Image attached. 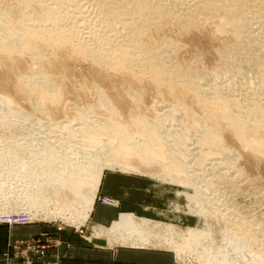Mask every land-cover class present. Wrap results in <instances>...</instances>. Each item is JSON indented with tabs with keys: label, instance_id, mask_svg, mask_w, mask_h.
<instances>
[{
	"label": "rangeland",
	"instance_id": "obj_1",
	"mask_svg": "<svg viewBox=\"0 0 264 264\" xmlns=\"http://www.w3.org/2000/svg\"><path fill=\"white\" fill-rule=\"evenodd\" d=\"M46 1H48L47 4L45 3L46 5H50L51 3V5H55L58 9L64 8L63 4L61 6L60 3H57L59 0H50V3L49 0ZM90 1L93 2V0H75L74 2L78 4L76 5L78 10L68 4L70 9L75 8V10L81 11L82 13L77 11V13L73 12L72 15H69L70 17L66 22L68 23L71 20L77 23L79 31L81 30L83 33L81 31L80 33L83 35H85L84 33L90 27L92 28L93 24L91 23L93 21L94 25L98 22H96L97 15L94 11V5ZM94 1L98 4L105 5L107 0ZM110 1L119 2L125 0ZM180 1L185 3L186 6L188 5L187 7H191V10L189 9L188 11L189 14L184 13L185 11H179L180 13L177 12V15L172 13L168 17H160L158 20L154 19L146 33L142 35L141 40L150 47V50L153 52L152 56L156 60L176 65L181 73L188 75L190 78L205 77L203 79L204 81L201 79L202 82L209 83L212 82L211 78L214 77L212 74H215L212 71L215 69L218 70L220 73L218 74L217 72L215 74V77H219L217 81L221 82V84L223 83V85L230 86V93L232 95L239 96L241 99L245 98L243 101L247 102L249 99L248 95L250 96L251 92L258 90L256 88H259V85L263 83L262 78L264 76L262 75L264 74L262 71L264 66L259 62L258 65L260 64L261 67L258 66L248 51L253 50L256 56L257 53L259 55L262 54V58L258 56L260 57L258 60L263 59L264 18L260 20L261 22L257 21L258 24L252 20L253 24L250 26L253 28L250 27L248 30L252 31L256 38L248 42L245 37L244 39L246 40L240 37V34L244 35L245 31L240 34H235L224 26L226 16L221 12H205V1L196 4H193L195 0ZM258 1L250 0L254 5L246 6V8L249 10H257L258 8L256 7L260 3L259 7H263L261 9L264 10V0H260L262 4ZM143 2V0H135L133 3L142 4ZM44 10L45 7L39 0H0V17L4 18L8 25L7 33L10 31L14 33L13 28L16 27L21 15L26 14L38 17ZM193 21L195 22L194 24L191 23ZM218 26L220 27L219 29ZM25 38L31 40L32 35L26 32ZM260 44H263V46H260ZM33 46L41 48V55L39 57L34 56L31 49L21 53L0 49V113L2 115L8 114L7 110L3 108L9 109V105L14 104V108L11 111L16 114L13 116L14 120H9L8 117L5 119L6 121L3 119V122L5 121L4 124L0 120V123H2L0 124V150L4 148L16 149L24 159L14 160L9 151L4 149L5 162H3V155L0 154V189L14 184L26 186L38 179H48L49 176L59 174L60 169L64 173L65 160H68L69 157L75 158L77 155H83L85 157L91 153V151L84 153V149L89 148L87 145L82 146L80 138L75 140L61 136L68 133H82L81 129H54L52 127L54 124L61 122L63 124L67 122L75 124L80 121L81 115L84 112L91 115V119L93 118L95 120L98 118L99 120L101 116V118H109L113 123L119 122L123 125L129 121V113L132 111L135 112L141 109L140 112H145L144 116L147 115L152 120L155 119L153 118L154 115L156 117V114L161 112L160 114L158 113L160 116L157 115L160 118L157 121L155 119V121L162 120V128L159 130L162 136L167 137L171 132L175 131L177 135L176 133H172V136L174 139H177L180 137V131L178 132L177 130H181L180 134L182 135V132L186 131L185 129H189L191 135L188 137L185 136L188 138L186 141L187 156H191V153L195 152L192 149L196 150L198 145V143L195 144L196 133L192 129H200L203 126L210 132L215 130V126L206 119L202 113L203 111H200L202 109L195 108L192 105V98L190 96H186L185 98L187 105L186 113L177 111L172 121H163L161 116L164 115V109L167 110L170 108V103L174 101V96L165 89L167 85L164 83L157 85V83L150 80L135 81L133 75L129 74V72L114 71L115 69H111L112 67L101 66L92 57L81 56V58L77 54L70 56V52L74 47L68 46L67 44L46 47L42 46V42L38 41ZM259 48L262 49V52ZM76 55L78 56L77 58ZM50 56L51 58H49ZM235 64L238 65L235 67ZM230 68L235 69L231 72L229 70ZM237 69L238 73L235 75ZM32 70H40L44 75H47L52 84L61 87L60 96L56 101L46 98L43 102H39L38 98H33L31 95L28 96L25 91H23V94L13 92L12 83L26 85L25 82H18V78L22 75L28 76ZM228 70L232 74L233 72L235 74L231 76ZM252 70L255 73L254 75ZM224 72L226 75H222ZM258 81L261 83H257ZM175 85L180 86V84ZM99 88H101V91ZM139 94L142 96L140 104H142L143 108L139 104H133L135 101L133 95L139 97ZM244 94L248 95L245 97ZM131 95L133 97L132 100ZM241 95H244L243 98ZM100 97L108 100L111 109L108 110L104 106L99 108L98 101ZM10 98L11 103H9ZM262 98L264 99V95ZM131 107H134L133 110L131 109L132 111L130 110ZM127 108L130 110L129 113L125 111L128 110ZM153 109H155V112ZM220 113V110H218V115ZM218 119L222 123L223 128L228 129L226 120L221 116H218ZM100 124L101 131L105 137L102 141V149H104V143L108 139L114 140L116 137L107 124H104L103 121ZM126 130L129 134H132L136 129H133V126L130 124ZM222 137L227 139L223 140L221 138V141L223 140L222 146L226 148V151L223 152L224 154L218 155L219 159L215 157L218 162L211 164L212 160L207 159L201 163L202 165L199 164L195 168V171L199 173L195 174L196 178L190 180L191 185L187 188L185 187L186 189L183 191L182 198L176 197L174 194L175 187L180 185L179 183L182 181V175H179L175 168L176 162H174L168 172H164L166 166L173 163L171 156V154H174L171 149V147L173 148V144L167 143L170 148L164 145L166 147L165 152L161 153L153 161L162 159L165 162L154 164L151 170L146 169L144 166L141 167L142 169L140 171L129 169L121 170L119 168L112 170L142 174L143 177L149 178L146 182L145 194L147 195V187L149 184L153 186V192L149 198L151 205L147 209H153L157 212V215L164 218L168 217L172 221V218L179 219V223H164L162 220L156 221L144 217H137L133 213H119L117 216L119 220L126 221L129 216H132L136 221L141 219V225L139 226H141L142 233L139 235L141 236L138 238L139 241L137 240L136 242L135 240V246H158L156 248L170 250V244L147 245L146 243L147 241L153 242L157 237H172L170 239L171 242L179 241L188 243L189 241L187 239L190 238V242L194 244V240L192 239L197 234L201 241L208 239L206 241L207 244L205 246L198 245L196 251L193 253L187 249L180 256L174 254L179 263L206 264V259L211 254H217V257H223L222 249H224L227 250L224 252L226 253L225 256H227V253L235 255L236 262H233L235 264H264V147L261 148L258 146V148L255 146V143H250L247 146V144L244 143V145L237 139L228 140L226 134ZM164 141L168 142L165 138ZM242 144L246 147H243ZM78 148H82V152ZM72 149H78L74 157H71L70 154L72 153ZM189 149H191V153ZM20 150H24V152ZM65 152L67 156L63 160V163L58 162V154H65ZM228 152L231 154L232 159L224 158V155L226 156ZM138 153V151H135L134 155L130 157L134 158L138 156ZM101 156L105 158L110 157L109 152L105 150ZM49 157L52 158L51 162L48 160ZM190 164H192V161H190ZM134 165L139 166L137 163H134ZM106 171H111V169L109 167L104 168L103 174ZM161 174L163 176L159 177L158 175ZM62 176L59 178L62 179ZM151 176L153 177L151 178ZM194 190L204 191L206 197L198 195ZM63 191L61 189V192ZM98 196L100 195L98 194ZM211 196L215 199L214 202L217 205L219 204V209L223 210V212L228 211L232 213L230 215L232 217H227V215L226 217H222L221 212L211 206L209 199ZM96 201L100 202L98 199ZM115 201L117 204L113 205V207L118 205V200L115 199ZM171 201L174 203L177 202L181 206L180 212H175L173 208L171 209L172 206L170 207L168 205ZM169 215L171 216L169 217ZM37 216L42 220L44 219V221H51L52 223H69L61 218H55L53 220L52 218H48L47 220L41 213ZM188 226L192 230L190 234L187 229ZM258 228L261 234L256 238L251 232L253 229L256 230ZM94 230L97 235L106 237L111 235L118 243H123L119 240V234L111 231L109 226L103 227L97 225ZM142 236L146 242H144L145 244L142 243ZM117 241H112L111 243L115 245L118 244ZM251 242H253L252 246L247 247L246 245ZM212 264L217 263L213 261Z\"/></svg>",
	"mask_w": 264,
	"mask_h": 264
},
{
	"label": "bare ground",
	"instance_id": "obj_2",
	"mask_svg": "<svg viewBox=\"0 0 264 264\" xmlns=\"http://www.w3.org/2000/svg\"><path fill=\"white\" fill-rule=\"evenodd\" d=\"M68 1L66 0L65 2V0H59L57 3H60L61 6L63 4L64 8L58 6L61 8L58 9L55 5H51L50 0V5H46L48 2L46 0H39V2L45 7V10L41 12L38 17L26 14L21 15L16 27L13 28L14 33L11 31L7 33L8 25L6 24L5 19L0 17V49L17 53L31 49L33 55L39 57L41 55V48L33 46L38 41L42 42V46L46 47L63 46L64 44H67L68 46L74 47L70 52V56L77 54L78 56L80 55V57H92L93 60L95 59V62L101 66L112 67L111 69L114 68V71L129 72V74L133 75L135 81L150 80L157 83V85H160L159 83L166 84L167 86H165V89L174 96V101L173 103H170V108L167 110L164 109V115L161 116L163 121H172L175 118V112L177 111L186 113L187 105L185 103V98L186 96H190L192 98V105L195 106V108L198 107L202 109L198 110L203 111L202 113L206 119L215 126V130L210 132L203 126L200 129H192L193 132L196 133V139L193 137L196 142L194 143H198V145L196 150L192 149V151L195 152H192L191 149H189L190 153L192 152V155L187 156L186 152L188 150L186 148V141L188 139L187 137L191 135L189 129H185L186 131L184 130L185 132H182V135L180 134L181 130H177L178 132L180 131V137L177 139H174L172 136V133H176L177 135V132L175 131L171 132L167 137L162 136L159 131L162 128V120L160 119L161 121L159 120V123L156 122L157 119L160 118L157 117L159 112L157 114L155 113L156 117H154L155 115H152L156 121L155 119L152 120L150 117L149 119L147 115L144 116L145 112H140L141 109H139L140 107L143 108L142 104H140L142 101V96L140 94L141 97H135L133 95L135 98V103L133 102V104L141 105L140 107L138 106L139 108L137 107L139 110L133 112L132 110L134 107H131L130 110L132 109V112L129 113V108H127L128 110L124 109L126 112L128 111L130 117L129 121L125 122L124 125L119 122L113 123L109 118H101V116L99 120L98 118L94 120L93 118L91 119V115L84 112L81 115L80 121L75 124H71L70 122L63 124L61 122L54 124L52 127L54 129H81L82 133H68L61 136H66L75 140L80 138L82 146L87 145L89 148H83L85 151L84 153H89L90 151L91 153L87 154L85 157L83 155H77L75 158L69 157L68 160H65L64 173L60 169L59 174L49 176V180L42 178L41 180H35L26 186L14 184L0 189V212L27 209L26 211L30 212L32 217L41 213L47 220L48 218H52V220L55 218H61L65 220V222H69L68 224L81 225L87 217H89V214H91L90 212L93 209L94 203L98 199L97 188L104 168L109 167L111 170L119 168L121 170L129 169L140 171V169H142L141 167L144 166L146 169L151 170L154 164L165 162L162 159L153 161L161 153L165 152L166 147H164V145L169 147V143L173 144V148L171 147L174 153L171 154L173 163L166 166L164 172H168L174 162H176L175 168L179 175H182L183 177L181 176L182 181L179 183L180 185L175 187L174 194L176 197L182 198L183 191L191 185L190 180L196 178L195 174L199 173L195 171V168L207 159L212 160L211 164L218 162L216 161V158L219 159L218 155L220 156V154L226 151V148H223L222 146V141L227 140L222 137L225 136V134L228 140L237 139L239 142L247 144V146H249L250 143H255V146L257 147H264V99L262 98L264 95V77H261L263 80V86L259 85V88H256L258 90L251 92L250 96L247 94L249 99L245 102L243 101L245 98L241 99L239 96L237 97L230 93V86L223 85V83L221 84V82L217 81L219 77H215V74L217 72L218 74L220 73L218 70L215 69L212 71L215 74L211 73L214 77H210L212 82L209 83L202 82L205 77L190 78L188 75L181 73L176 65L156 60L152 56L153 52L150 50V47L141 40L142 35L146 33L154 19L158 20L160 17H168L172 13L177 15V12L179 11H185L184 13L189 14L188 11L191 7H187L188 5L186 6L185 3L180 0H143L144 2L142 4L133 3L135 0L119 2H111L110 0H107L105 5L98 4L93 0V2H90L94 5L93 7L97 15V20L94 19L98 22L95 25L93 23L94 21L92 23L90 22L94 27L91 25L92 28L90 27L89 30L84 33L85 35H83L80 33L81 30L79 31L77 23L71 20L68 23L66 22L70 17L69 15H72L73 12L78 10L76 7V5H78L76 2L78 1ZM201 1L206 2V6L204 7L205 12L211 11L210 13H212L213 11H219L226 16V23L224 26L227 29L235 34H240L245 31V34H240V37H243V39L245 37L248 42H251L256 38L253 32L249 31L248 28L252 27L250 25L253 24V21L258 24L257 21L261 22L260 20L264 18V10L261 9L263 7H259L260 3L256 7L258 8L257 10H249L246 8V6L254 5L252 4L253 1L251 3L250 0H195L193 4L200 3ZM68 4L77 8V10H75V8L70 9ZM193 4L191 3V5ZM191 23L194 24L195 22L193 21ZM219 28L220 27L218 26V29ZM26 32H29L32 35L31 40L25 38ZM263 44H260V46H263ZM260 50L262 52V49ZM253 52V50L248 51L253 60L257 62V65L259 62L264 66V62L262 63L264 56L263 59L258 60L262 54L259 55V53H257L256 56ZM77 55L76 58L78 57ZM49 58H51V56ZM237 65L238 64H235L234 66L236 67ZM258 66H260V64ZM234 69L235 68H230L229 70L232 72ZM228 72L227 75L229 76ZM231 72H229L231 76L235 74L234 72L233 74ZM237 73L238 69L235 75H237ZM262 73L264 74V69ZM224 74L226 75L225 72L222 75ZM254 74L253 71V75ZM219 76L221 77V75ZM259 80L261 81V79ZM18 82H25L26 85L12 83V90L14 93L19 92V94H23V91H25L28 96L31 95L33 98H38L39 102H43L46 98L56 101L60 96L61 87L52 84L47 75H44L40 70H32L28 76H20ZM175 84H180V86L178 87ZM99 89L101 91V88ZM247 95H245V97ZM133 97L131 95V100ZM11 102L10 98L9 103ZM13 105L14 104H10L8 107L9 109L3 108L7 110L8 114L2 115L0 113V120H2L3 124L7 117L9 120H14L13 116L16 114L11 111L14 108ZM98 106L99 108L104 106L108 110L111 109L108 100L103 97L99 98ZM153 110L155 112V109ZM218 110L221 112L220 115H218ZM218 116H221L226 120L228 129L223 128ZM3 119L5 120L4 122ZM100 120L110 127L116 137L114 140L108 139V141L104 143V149H102V141L105 137L104 133L101 131ZM130 124L133 126V129H136L132 134H129L126 130ZM224 132L226 133L224 134ZM164 138L168 142H165ZM221 138L223 139L222 141ZM243 144L242 146L246 147L244 146L245 144ZM108 147H110V149H108ZM4 149L9 151L14 160H24L16 149ZM4 149L0 150V154L3 155V162L6 160L3 154L5 152ZM78 149H81L82 152V148ZM78 149L71 150V157H74ZM104 150L109 152L110 157L105 158L101 156ZM20 151L24 152V150ZM135 151L139 152L138 156H135L134 158L130 157L134 155ZM229 152L226 156L224 155V158L232 159L231 152ZM66 156V152L65 154L59 153L57 161L63 163ZM48 160L51 162L52 158L49 157ZM190 161H192V164H190ZM134 163H137L139 166H135ZM60 176H62V179L59 178ZM158 176L162 177L163 175L161 174ZM152 177L153 176H151V178ZM61 189L66 191L67 194L64 193V191L61 192ZM152 192L153 186L149 184L147 195L141 202L145 209L151 205L149 198L152 195ZM194 192L198 193L200 196L206 197V193L202 190H194ZM209 199L211 201V206L216 210H219L222 217H226V215L228 217L232 214L228 211H225V213L223 210H220L218 207L219 204L217 205L214 202L215 199L212 198V196L211 198L209 197ZM116 204L117 202L114 200V203L111 204V206ZM168 205L170 207L172 206L171 209L173 208L175 212H180L181 206L177 202L174 203L171 201ZM139 225H141V219L136 221L132 216H129L126 221L119 220L118 218L114 219L109 228L111 231L119 234V240L121 242L135 244V240L136 242L137 240L139 241L138 238L141 237L139 235L142 233L141 226ZM187 229L190 234L192 230L189 226ZM251 233L256 238L261 234L259 228L256 230L253 229ZM195 236L192 239L194 240V244L190 242V238V240L187 239L189 241L188 243L179 241L171 242L170 239H172V237H157L153 242L147 241L146 243L143 236L142 243H146L147 245L170 244V250L173 251L175 255L180 256L184 250L189 249L193 253L196 251L198 245L205 246L207 244L206 241L208 239L206 241H201L197 234ZM252 243L253 242L246 246L251 247ZM193 245H195V248ZM226 251L227 250L222 249L223 257H217V254H211L207 257L206 264H212L213 261H216L217 264H235L233 263L236 262L235 255L227 253V256H225L226 253L224 252Z\"/></svg>",
	"mask_w": 264,
	"mask_h": 264
},
{
	"label": "crops",
	"instance_id": "obj_3",
	"mask_svg": "<svg viewBox=\"0 0 264 264\" xmlns=\"http://www.w3.org/2000/svg\"><path fill=\"white\" fill-rule=\"evenodd\" d=\"M148 179L142 174L122 171L102 173L97 194L117 199L118 205L113 207L95 201L85 224H81L86 238L69 225L56 231V223L44 221L38 216V221L27 225H0V264H181L169 249L118 243L111 235L106 237L95 233V226L110 227L119 213H133L137 217L162 220L164 223H179V219L172 218V221L168 217L157 215L155 210L142 206ZM44 232L56 235L60 244L50 249L42 258L24 261L15 257L8 248L13 240ZM112 241H117L118 244L114 245Z\"/></svg>",
	"mask_w": 264,
	"mask_h": 264
},
{
	"label": "built area",
	"instance_id": "obj_4",
	"mask_svg": "<svg viewBox=\"0 0 264 264\" xmlns=\"http://www.w3.org/2000/svg\"><path fill=\"white\" fill-rule=\"evenodd\" d=\"M98 200L102 203L111 205L114 203L115 198L100 195L98 196ZM26 210L27 209H19L0 212V225L5 224L10 227L27 225L38 221L37 217H32L30 212ZM55 223L56 231H60L64 226L69 225L74 227L79 235L86 238L83 234V228L81 225H71L64 222ZM59 244L60 240L56 235L44 232L24 239L13 240L8 244V248L18 259L30 262L44 257L50 249L55 248Z\"/></svg>",
	"mask_w": 264,
	"mask_h": 264
}]
</instances>
